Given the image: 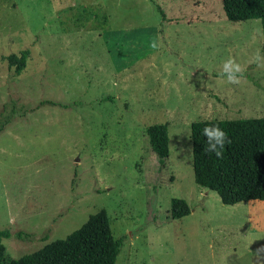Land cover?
<instances>
[{
  "label": "rangeland",
  "instance_id": "1",
  "mask_svg": "<svg viewBox=\"0 0 264 264\" xmlns=\"http://www.w3.org/2000/svg\"><path fill=\"white\" fill-rule=\"evenodd\" d=\"M263 43L260 20L230 22L220 0H0V112L28 109L0 132L6 256L104 209L123 238L114 264H264V201L224 205L196 185L187 138L196 121L264 117ZM25 49L15 76L6 57ZM154 124L168 126L166 159ZM173 198L187 216L170 218Z\"/></svg>",
  "mask_w": 264,
  "mask_h": 264
},
{
  "label": "trees",
  "instance_id": "2",
  "mask_svg": "<svg viewBox=\"0 0 264 264\" xmlns=\"http://www.w3.org/2000/svg\"><path fill=\"white\" fill-rule=\"evenodd\" d=\"M225 18L230 22L259 19L264 29V0H220ZM161 11V9H160ZM164 18V14L161 11ZM111 51V50H110ZM261 53L264 58V43ZM113 54V53H112ZM29 50L6 57L8 68L15 76L26 67ZM59 106L50 100L38 106ZM28 109L18 108L15 103L3 106L0 112V132L13 120L23 117ZM216 124L228 134L231 143L225 146L217 159L202 151L204 138L201 130ZM191 153L193 179L196 185L213 191L224 205L241 202L264 201V117L236 120H205L191 123ZM144 132L152 152L159 159L169 156L167 124L147 126ZM190 208L184 199L170 201V218L179 220L187 216ZM9 234L0 230V264H114L120 253L123 238L112 235L107 212L104 209L90 215L85 223L63 239H57L32 254L12 259L6 256L2 243ZM20 239L32 235L16 234Z\"/></svg>",
  "mask_w": 264,
  "mask_h": 264
},
{
  "label": "clouds",
  "instance_id": "3",
  "mask_svg": "<svg viewBox=\"0 0 264 264\" xmlns=\"http://www.w3.org/2000/svg\"><path fill=\"white\" fill-rule=\"evenodd\" d=\"M224 70L227 72V80L230 82L236 81L235 73L240 71L238 65L233 64L231 60H228L224 63ZM201 135L204 138V143L202 145V151L206 154H211L217 159H220L223 155L225 146L231 143L228 134L224 129L219 127L216 124L206 125L201 130ZM187 138L191 139V129H188ZM194 158V153L189 154L188 159L191 160Z\"/></svg>",
  "mask_w": 264,
  "mask_h": 264
}]
</instances>
